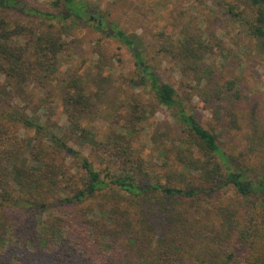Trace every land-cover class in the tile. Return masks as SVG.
<instances>
[{"label":"trees","instance_id":"trees-1","mask_svg":"<svg viewBox=\"0 0 264 264\" xmlns=\"http://www.w3.org/2000/svg\"><path fill=\"white\" fill-rule=\"evenodd\" d=\"M246 1L256 7L250 32L264 47V0ZM52 4L57 12L0 0V264H264V119L251 120L245 144L230 149L213 123L185 109L197 95L216 124L243 130L238 103L247 96L235 81L201 84L197 77L195 85L184 83L181 98L145 63L139 36L118 29L114 38L130 48L136 66L129 84H148L179 137L172 149L160 142L159 164L146 160L133 146L144 112L130 93L131 116L83 155L67 131L36 115L23 89L57 73L74 25L102 28L91 19L95 3ZM12 9L28 19L10 20ZM91 97L80 76L66 80L69 135L81 141L87 136L79 120Z\"/></svg>","mask_w":264,"mask_h":264},{"label":"rangeland","instance_id":"rangeland-1","mask_svg":"<svg viewBox=\"0 0 264 264\" xmlns=\"http://www.w3.org/2000/svg\"><path fill=\"white\" fill-rule=\"evenodd\" d=\"M17 1L41 10L58 11L52 4L54 0ZM87 1L96 4L94 16L103 20L102 28L87 20L74 25L63 37L67 44L57 55L55 77L35 79L23 88L36 102V115L43 122L57 124L67 131L68 143L90 157L91 142L103 139L110 129H121L125 118L131 116L134 105L129 94L133 93L144 112L138 120L134 148L146 160L158 164L162 161L160 142L173 148L179 134L171 111L158 103L147 83L129 84V79L136 76V66L130 48L114 38L115 31L120 29L139 36L136 49L145 63L162 81L172 84L181 98L188 90L184 83L195 85L197 77L201 84L211 81L225 85L226 79L234 80L247 96L238 103L243 130L233 131L225 121L216 124L210 109L197 95L185 101V109L202 124L213 123L230 149L242 148L251 120L264 119V47L250 32L255 6L246 0ZM8 17L28 19L15 9L10 10ZM109 28L112 34L107 35ZM187 49L192 52L185 55ZM186 62L197 68L185 67ZM73 75L80 76L85 89L92 94L91 109L79 120L86 130L83 141L69 135L71 122L62 102L65 82ZM20 134L32 136L33 131L20 130Z\"/></svg>","mask_w":264,"mask_h":264},{"label":"water","instance_id":"water-1","mask_svg":"<svg viewBox=\"0 0 264 264\" xmlns=\"http://www.w3.org/2000/svg\"><path fill=\"white\" fill-rule=\"evenodd\" d=\"M90 13H93V11L92 10H90L89 11ZM91 19H93V16L91 17ZM97 22H98V24H101V18H99L98 20H97ZM109 32H110V34H112V30L109 28Z\"/></svg>","mask_w":264,"mask_h":264},{"label":"flooded vegetation","instance_id":"flooded-vegetation-1","mask_svg":"<svg viewBox=\"0 0 264 264\" xmlns=\"http://www.w3.org/2000/svg\"><path fill=\"white\" fill-rule=\"evenodd\" d=\"M92 16H93V20H96L97 21L99 19V18L96 19V17L94 15H92ZM101 25L103 26L102 19H101Z\"/></svg>","mask_w":264,"mask_h":264}]
</instances>
